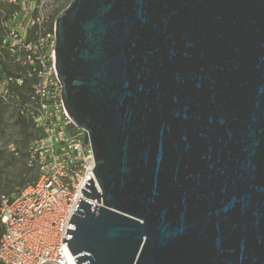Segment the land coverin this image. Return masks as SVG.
I'll list each match as a JSON object with an SVG mask.
<instances>
[{
  "label": "water",
  "instance_id": "95a60500",
  "mask_svg": "<svg viewBox=\"0 0 264 264\" xmlns=\"http://www.w3.org/2000/svg\"><path fill=\"white\" fill-rule=\"evenodd\" d=\"M53 68L95 166L77 264H264V0H70Z\"/></svg>",
  "mask_w": 264,
  "mask_h": 264
},
{
  "label": "built area",
  "instance_id": "2783aa9c",
  "mask_svg": "<svg viewBox=\"0 0 264 264\" xmlns=\"http://www.w3.org/2000/svg\"><path fill=\"white\" fill-rule=\"evenodd\" d=\"M14 9L0 8V24L4 36L0 48L15 55L22 51L30 66L29 76L35 82L26 101L18 110L31 122L35 135L25 149L24 164L35 170L36 178L11 194H0V264H77L63 238L79 198L81 188L92 178L93 153L85 144V129L77 126L64 111L61 84L53 68L51 51L55 45L53 27L47 29V2L34 0V6L24 7V0H1ZM29 2V1H28ZM0 81V98L12 96L8 81ZM20 83L21 80L17 79ZM17 98V97H16ZM17 105V104H16ZM15 156L14 143L3 145Z\"/></svg>",
  "mask_w": 264,
  "mask_h": 264
},
{
  "label": "trees",
  "instance_id": "16d2710c",
  "mask_svg": "<svg viewBox=\"0 0 264 264\" xmlns=\"http://www.w3.org/2000/svg\"><path fill=\"white\" fill-rule=\"evenodd\" d=\"M0 8H4L7 12H11L14 9V6L11 4L4 3L0 0ZM50 27L52 28V26ZM3 36H4V29L0 24V45ZM18 56H21V59L18 58L17 60ZM14 60H17L18 63L17 62L14 63ZM29 69L30 66L27 63H25L24 54L22 51L18 52L15 55H12L7 49L0 48V81L3 79L11 78V80L8 81L7 87L9 93L12 95L6 101L0 98V121H1V113L3 111L4 106H6L8 102L13 101L14 106L17 109L16 125L18 128V134L20 135V139L18 141L20 142L21 146L24 147L25 149L31 138L35 135V131L32 128L31 122L27 121L24 118V116L20 114L18 110V104L22 105L26 101L27 97L32 91L33 84L35 82L34 75L29 76ZM17 79H20L21 82L18 83ZM0 140H1V136H0ZM3 145L6 144L3 143ZM16 149L17 151H19L20 147H16ZM3 150H7V149L2 148L0 150V156ZM10 156L12 160H15V155L13 153H10ZM30 171L33 170L27 168L24 164V168L20 171L19 175L24 176L27 172ZM35 178H36V172L32 175L30 181L34 180ZM23 186H25V184Z\"/></svg>",
  "mask_w": 264,
  "mask_h": 264
},
{
  "label": "rangeland",
  "instance_id": "374dc122",
  "mask_svg": "<svg viewBox=\"0 0 264 264\" xmlns=\"http://www.w3.org/2000/svg\"><path fill=\"white\" fill-rule=\"evenodd\" d=\"M69 1L70 0H51L47 2L46 14H48L50 18L48 24L46 25L47 29H50V26L53 27L54 19L58 11L62 10L65 6H67ZM23 6H34V0H24ZM18 58L21 59V56H18L17 60ZM17 60H14V63L17 62ZM16 118L17 109L14 106V102H8L7 105L4 106L3 111L1 113V140L4 144L13 142L16 147H20V150L18 151V155L15 156V160H12L9 150H3L1 153L0 194H11L12 192L17 191L24 184L29 182L32 178V175L35 173V171H30L27 172L24 176L19 175L20 171L24 168L25 148L22 147L20 142L18 141L20 139V135L18 134Z\"/></svg>",
  "mask_w": 264,
  "mask_h": 264
}]
</instances>
